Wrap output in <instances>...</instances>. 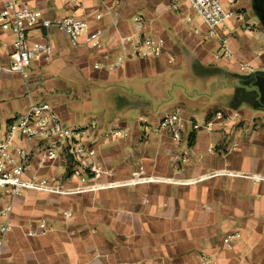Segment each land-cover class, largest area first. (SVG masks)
Instances as JSON below:
<instances>
[{
  "label": "crops",
  "instance_id": "obj_1",
  "mask_svg": "<svg viewBox=\"0 0 264 264\" xmlns=\"http://www.w3.org/2000/svg\"><path fill=\"white\" fill-rule=\"evenodd\" d=\"M25 1L51 19L62 18L66 12L87 17L94 28L104 29L108 44L101 51L74 48L61 30L32 31L33 40L51 38L54 55L49 63L31 68L35 74L28 83L29 91L24 85L21 89L28 96L22 110L34 102L33 93L54 90L57 81L43 87L46 75L39 72L59 61L63 64L59 85L75 80L80 85L87 81L110 88L111 120L106 124L128 128L131 137L98 147L99 189L72 196L27 193L28 201L19 199L13 215L17 226L8 235L0 264H198L202 252L217 264H264V106L260 95L243 114L239 109L242 100L224 93L213 106H184L190 112L184 110L185 116L199 123L209 120L217 109L238 111L241 118L219 124L212 133H193L178 144L166 135L147 132L162 115L142 113L133 125L122 121L128 109L138 105L132 104L134 96L121 87L154 79L170 67L186 65L200 79L211 74L207 69L211 67L235 72L242 60L253 62L252 72H264V47L250 50L249 45L255 37L264 43L261 23L250 13L252 0H232L231 6L241 18L234 19L228 29L231 61L214 60L218 41L206 38L202 19L185 0H123L120 4L79 0L78 7L68 4L65 12L59 9L64 6L61 0ZM97 15L102 19L96 20ZM137 15L146 21L145 34L165 39L163 56L137 59L131 57L129 45L122 43L135 33L133 18ZM255 22L259 24L248 31L246 26ZM9 40L0 29V62L6 61L3 44ZM123 56H127L125 62L110 71L109 66ZM194 63H198L196 68ZM96 64L101 68L96 69ZM55 107L65 122L76 123L68 115V107ZM72 107L88 109L90 100L84 99L82 105L74 102ZM197 110L201 121L196 118ZM2 112L6 114L4 105ZM233 141L240 143L236 151L230 150ZM63 166L57 161L43 173L62 175ZM61 210H71L72 220L65 221L59 215ZM41 216L49 219L53 230L43 237H27L26 221ZM228 233H238L240 238L225 250L222 239Z\"/></svg>",
  "mask_w": 264,
  "mask_h": 264
},
{
  "label": "built area",
  "instance_id": "obj_2",
  "mask_svg": "<svg viewBox=\"0 0 264 264\" xmlns=\"http://www.w3.org/2000/svg\"><path fill=\"white\" fill-rule=\"evenodd\" d=\"M74 7L79 0H63ZM120 4L123 0H115ZM187 7L199 16L206 27V38L218 41L214 60L231 61L228 29L232 21L240 19L239 12L231 6L232 0H185ZM176 9L177 6L175 5ZM102 16L97 15L96 20ZM191 20V19H189ZM135 33L124 37L122 43L129 45L131 57L137 59L157 58L165 53L166 41L162 37L145 34L146 21L142 16L133 18ZM259 23L248 24L252 31ZM0 29L10 40L3 46L7 48L6 61L0 62V74H17L25 88L31 79L30 70L38 63H49L54 55L51 38L33 40L34 30H61L74 48L86 46L93 51H101L107 46L104 29L94 28L89 19L82 15L67 14L59 19H51L34 9L25 0H0ZM127 56L120 57L109 66L113 71L121 66ZM169 62H172L171 59ZM96 69L101 65L96 64ZM252 61H239L240 74L252 72ZM238 111H213L211 118L204 123L185 116L182 106H177L162 115L147 128V132L166 135L178 144L193 133L217 131L219 124L234 123L240 120ZM128 128L114 127L92 118L79 125L65 122L55 106L46 101L31 102L20 113L6 121H0V261L8 235L17 226L14 212L19 199L28 201L27 193H38L49 197L72 196L99 189L96 179L102 174L97 162V149L116 141L130 139ZM240 143L233 141L231 151H236ZM57 161L63 162L62 175L43 173ZM65 219H71V210H61ZM24 234L30 238L48 235L53 227L47 217L28 219ZM238 233H228L222 239L225 250L231 249L238 241ZM198 264H217L208 253L202 252Z\"/></svg>",
  "mask_w": 264,
  "mask_h": 264
},
{
  "label": "rangeland",
  "instance_id": "obj_3",
  "mask_svg": "<svg viewBox=\"0 0 264 264\" xmlns=\"http://www.w3.org/2000/svg\"><path fill=\"white\" fill-rule=\"evenodd\" d=\"M61 1L64 6L59 9L65 12L68 10L66 6L68 4L63 0ZM250 13L255 14L252 10ZM67 14H69V12H66V15ZM249 15L253 21V15ZM261 27L264 31V27L262 25ZM249 45L250 50H261L264 47V43L260 42L256 37L249 42ZM54 65L49 66V68H41L39 72L46 75V78L42 79L43 87H48V85H50L48 82L57 81L54 90L52 89L51 92L44 91L43 95L33 93L34 102L46 101L53 106L68 107V115L75 118V124L88 121L92 118L99 119L105 124L110 122L109 99L107 97L110 88L104 83H86V80L85 85H80V83L75 80L68 81V83L65 84L66 86L59 85L61 83L60 78L63 77L61 69L63 64L58 61L56 65ZM32 68H34V66ZM256 72L259 71L250 72L248 74H240L237 70L235 72L220 71L208 74L204 78L197 79L190 70H188L186 65L170 67L154 79L144 78L141 83H135V86L133 84L132 87L129 85L121 87L125 89L126 92H129V95L134 96L133 98L135 100L132 101V104L138 105V107L132 106L128 109L122 121L133 125L135 120L139 119L142 113L146 115L152 114L158 117L177 106L189 107L192 105L198 108L213 106L218 102L220 93H224L225 96L231 98L236 96L239 89L247 91L253 90L260 95L258 75L252 76V73ZM33 74L35 73L30 70V76ZM8 83H10V85H6ZM23 85L24 83L21 78L12 77L10 79H5L0 75V121L8 114L12 115L21 111L23 108L22 106L26 105L25 102L28 96L25 92H21ZM84 99L90 100V107L88 109L82 108L85 106L80 108L72 107L74 102H78L82 105ZM3 105L6 108L5 115H3L2 112ZM249 106L252 105L243 101L242 105L239 106L240 112L243 114L245 109H249ZM197 111L198 116L196 118L201 121V113L199 110ZM185 112L190 114L188 110H185ZM69 122L71 123L70 125L74 124L72 121ZM59 215L64 218L60 213ZM72 218L69 220L64 219L65 221H71Z\"/></svg>",
  "mask_w": 264,
  "mask_h": 264
},
{
  "label": "water",
  "instance_id": "obj_4",
  "mask_svg": "<svg viewBox=\"0 0 264 264\" xmlns=\"http://www.w3.org/2000/svg\"><path fill=\"white\" fill-rule=\"evenodd\" d=\"M252 8L261 25L264 27V0H253ZM258 75V87L260 93V102L264 106V72L252 73V76Z\"/></svg>",
  "mask_w": 264,
  "mask_h": 264
},
{
  "label": "trees",
  "instance_id": "obj_5",
  "mask_svg": "<svg viewBox=\"0 0 264 264\" xmlns=\"http://www.w3.org/2000/svg\"><path fill=\"white\" fill-rule=\"evenodd\" d=\"M197 66H198V63H194V67L196 68ZM207 69H209L210 73H215V72H220L221 71L220 69H218L216 67H211V68H207ZM236 96H238V98L240 100L246 101L247 103H250V105H254L251 102H253L254 100L257 99L258 94L255 91H253V90L247 91V90L239 89V91L237 92ZM256 106H259V104H256ZM256 106H254V107L257 108Z\"/></svg>",
  "mask_w": 264,
  "mask_h": 264
}]
</instances>
